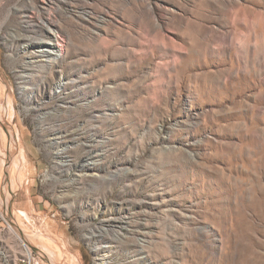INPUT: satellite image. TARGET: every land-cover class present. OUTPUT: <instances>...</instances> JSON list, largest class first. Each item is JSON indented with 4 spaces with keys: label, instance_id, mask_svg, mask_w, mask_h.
<instances>
[{
    "label": "rangeland",
    "instance_id": "1",
    "mask_svg": "<svg viewBox=\"0 0 264 264\" xmlns=\"http://www.w3.org/2000/svg\"><path fill=\"white\" fill-rule=\"evenodd\" d=\"M0 113V264H264V0H0Z\"/></svg>",
    "mask_w": 264,
    "mask_h": 264
},
{
    "label": "bare ground",
    "instance_id": "2",
    "mask_svg": "<svg viewBox=\"0 0 264 264\" xmlns=\"http://www.w3.org/2000/svg\"><path fill=\"white\" fill-rule=\"evenodd\" d=\"M49 44H51V42ZM61 45H62V43L60 42V40L57 41V43H55V46H50L49 45V47L45 48L44 46L40 45V47H38L39 50L37 49L38 52H36V53H41L43 55L45 54L49 58H51V57H54L55 58V57H58L62 53V49H60V46Z\"/></svg>",
    "mask_w": 264,
    "mask_h": 264
}]
</instances>
